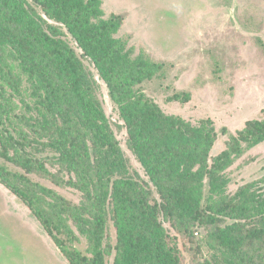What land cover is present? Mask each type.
Segmentation results:
<instances>
[{
    "label": "trees",
    "instance_id": "16d2710c",
    "mask_svg": "<svg viewBox=\"0 0 264 264\" xmlns=\"http://www.w3.org/2000/svg\"><path fill=\"white\" fill-rule=\"evenodd\" d=\"M103 15L100 0H0V184L69 264H105L108 220L113 264H180L166 222L184 242L204 229L201 239L218 257L197 264H264V176L229 192L227 174L264 141V108L211 155L213 122L166 114L147 96L141 84L160 77L162 63L132 55L116 37L117 16ZM85 61L106 84L147 180L131 176ZM32 176L70 186L81 199L74 203ZM79 235L85 252L75 244Z\"/></svg>",
    "mask_w": 264,
    "mask_h": 264
},
{
    "label": "rangeland",
    "instance_id": "374dc122",
    "mask_svg": "<svg viewBox=\"0 0 264 264\" xmlns=\"http://www.w3.org/2000/svg\"><path fill=\"white\" fill-rule=\"evenodd\" d=\"M103 17L117 16L116 37L132 55L145 54L163 65L160 77L145 80L141 87L166 113L192 124L210 119L218 134L211 155L225 147L229 134L245 121L259 118L264 108V0H100ZM68 42L79 52L74 41ZM96 80V93L111 127L129 160L131 176L147 180L143 168L126 147L125 129L117 126L118 113L106 84L93 65L85 61ZM24 86H27L26 78ZM180 93V100L174 95ZM225 128V129H224ZM224 129V130H223ZM10 168L11 165H9ZM229 192L264 176V141L235 160L227 170ZM32 180L54 189L78 203L81 194L70 186L49 179ZM260 185V184H259ZM264 191V184H262ZM169 235L180 250V264H197L218 257L201 239L203 228L194 231V241L184 242L166 222ZM74 232L78 233L71 224ZM105 243L110 254L105 264H113L116 234L108 220ZM197 233V234H196ZM76 246L85 252L79 235ZM66 261V262H65ZM53 240L23 202L0 184V264H67Z\"/></svg>",
    "mask_w": 264,
    "mask_h": 264
},
{
    "label": "crops",
    "instance_id": "0c3cea01",
    "mask_svg": "<svg viewBox=\"0 0 264 264\" xmlns=\"http://www.w3.org/2000/svg\"><path fill=\"white\" fill-rule=\"evenodd\" d=\"M66 262V261H65ZM68 262V261H67ZM67 264H69V262L67 263Z\"/></svg>",
    "mask_w": 264,
    "mask_h": 264
}]
</instances>
